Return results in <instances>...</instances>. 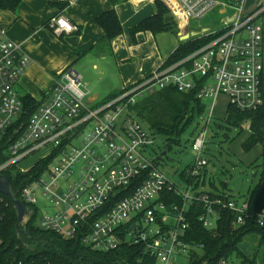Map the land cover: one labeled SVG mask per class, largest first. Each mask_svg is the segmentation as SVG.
<instances>
[{
  "label": "built area",
  "instance_id": "built-area-1",
  "mask_svg": "<svg viewBox=\"0 0 264 264\" xmlns=\"http://www.w3.org/2000/svg\"><path fill=\"white\" fill-rule=\"evenodd\" d=\"M164 1L173 11L181 37L192 22L200 24L215 12L224 17L216 28H198L186 37H212L203 47L176 63H163L146 79L97 106L88 104L89 91L75 70L60 73L50 95L38 99L41 106L9 146L0 175L12 166L27 173L59 150L49 169L22 191L23 202L38 211L39 229L67 240L79 237L84 247L100 253L138 245L142 251L137 264H195L204 254L200 245L187 240L189 211H199L201 225L214 231L222 212L228 210L233 214L231 227L240 229L249 220L250 194L240 200L227 191L226 196L232 197L225 200L219 194L211 197L208 186L196 187L179 177L172 180L157 158L163 140L131 108L167 88L196 92L206 112L188 138L191 158L184 170L200 182L205 174L209 179L213 175L209 138L216 127L219 98L242 112L257 111L264 104V2L246 16L243 2ZM61 18L73 26L72 32L77 30L62 16L52 18L48 26L57 32ZM30 64L21 46L0 28V141L20 117L22 102L16 88ZM42 151L46 153L32 167L20 165ZM166 192L180 197L182 204L168 202ZM3 203L0 197V221L5 217ZM256 223L264 229V206ZM218 264L248 263L233 254Z\"/></svg>",
  "mask_w": 264,
  "mask_h": 264
},
{
  "label": "trees",
  "instance_id": "trees-1",
  "mask_svg": "<svg viewBox=\"0 0 264 264\" xmlns=\"http://www.w3.org/2000/svg\"><path fill=\"white\" fill-rule=\"evenodd\" d=\"M21 2L22 0H0V9L16 11ZM155 4L157 14L145 19L131 29L130 33L134 42V37L138 32L150 31L153 34L175 32L173 28H176V23L169 10L159 1H156ZM65 5L63 4V6ZM96 22L105 31L102 41L104 44L110 45L115 38L123 33L121 23L114 10L98 17ZM211 38H192L185 42H180L178 47L164 62V65H170L186 58L203 47ZM261 90L264 99V83ZM123 91L108 96L103 102L116 98ZM42 95L48 96L47 93ZM20 99L22 102L20 117L5 132L3 139L0 141V165L8 160L7 150L9 146L24 132L31 117L41 106V102L28 94L21 96ZM131 110L154 136L163 140V148L157 156L162 161L166 158L164 152L168 155L175 147L180 146L183 140L189 142V136L199 125V119L206 112V105L197 99L196 92L182 93L175 88H167L143 97ZM223 121L225 125L219 124L217 127L220 131L230 130L228 128L232 127H241L247 123L250 135L241 144L243 151L250 152L257 146L261 147L262 150L260 180L249 192V220L244 227L233 229L231 227L233 214L228 210H224L217 229L208 231L204 229L198 220L200 212L190 210L188 213L190 227L187 240L190 243L194 242L200 245L203 249L204 255L201 262H196L195 264H202L203 262L218 264L221 259L233 254L243 257L244 263L258 264V257L262 256L264 259V229L260 228L256 223V215L264 206V104L254 112H242L229 105ZM193 127L194 129L188 133ZM224 136H226V133ZM67 142L65 141V144ZM58 153L59 150L53 152L46 159L40 160L27 173L20 172L14 166L4 171L3 176L9 181L10 191L15 200L23 202L22 191L24 187L34 179L42 176L49 169ZM210 161L211 158L209 159ZM184 169H187V166ZM221 173L225 174V171L222 169ZM179 178L187 184H195L196 187L208 186L209 184L211 191L208 194L211 197L216 194H219L225 200L232 197L226 196V192L229 191L226 182L220 181L221 189L217 187L215 175L208 176L209 179H207L205 174L204 180L200 182L198 179L186 176L185 170H183ZM0 197L4 200L3 209L5 215L3 220L0 221V264L138 263V256H140L142 251L138 245L124 244L110 253H100L84 247L79 237L67 240L58 234L42 231L37 227L39 218L37 209L24 202L27 216L17 228V209L9 197L3 194H0ZM166 199L170 203L182 204L181 198L177 197L173 192H166ZM251 237L258 241L253 257H251L250 250L245 254L239 248L245 242L250 245L248 239ZM262 262L264 263V260Z\"/></svg>",
  "mask_w": 264,
  "mask_h": 264
},
{
  "label": "crops",
  "instance_id": "crops-1",
  "mask_svg": "<svg viewBox=\"0 0 264 264\" xmlns=\"http://www.w3.org/2000/svg\"><path fill=\"white\" fill-rule=\"evenodd\" d=\"M156 1L169 10L176 23L172 9L164 0H22L16 11L0 9V28L6 29L9 38L31 59L17 91L36 100L43 93L49 96L58 75L73 69L89 91L88 104L97 106L108 96L146 79L163 65L180 42L187 41L186 37L197 31L189 27L187 32L181 31V37L176 23L177 34L138 32L134 42L131 29L157 14ZM222 1L243 2L246 16L264 2ZM112 10L117 13L123 33L107 45L102 42L105 31L96 19ZM227 15L231 16L232 11ZM59 16L67 18L77 30L57 33L51 29L49 21ZM215 16L217 21L213 24H199L197 28H216L224 16L217 12Z\"/></svg>",
  "mask_w": 264,
  "mask_h": 264
},
{
  "label": "rangeland",
  "instance_id": "rangeland-1",
  "mask_svg": "<svg viewBox=\"0 0 264 264\" xmlns=\"http://www.w3.org/2000/svg\"><path fill=\"white\" fill-rule=\"evenodd\" d=\"M214 20V21H213ZM217 21L215 13H212L210 17L203 19L200 22L201 26H207L213 24ZM198 23L192 22L190 27L192 29L198 30ZM174 29V34H177L176 28ZM185 28L184 31H188ZM166 33V32H164ZM168 33V32H167ZM20 95L21 93L17 91ZM226 101L224 97H220L218 100V106L216 109V127L213 132L210 133L209 146L212 147V153L209 154L211 158V165L209 166V172L215 175L217 179V187L221 189L220 181L226 182L229 188V193L236 196L241 200L248 195L251 188H253L259 180L261 174V163H262V150L261 147L257 146L250 152L243 151L241 144L250 135V131L247 123L237 128H228L230 130L217 129L219 124H224L223 119L225 118ZM194 127L188 132L190 133ZM226 133V136L224 134ZM188 135V134H187ZM234 139V140H233ZM80 139H77L74 143H77ZM233 140V141H232ZM46 152L42 151L31 156L26 162L20 165L25 169L32 167L39 158ZM160 163L162 164L163 170L169 175V177L177 182L180 173L184 170V167L189 163L191 158V151L187 141L181 143L180 146L175 147L171 153L167 155ZM225 171V174L221 173V170ZM218 175V176H217ZM209 188V184L207 189ZM250 245L248 250H250L251 257H253V252L257 248L258 241L251 237L248 239ZM264 249V247H263ZM258 262L264 260L262 256L258 257ZM264 264V263H263Z\"/></svg>",
  "mask_w": 264,
  "mask_h": 264
},
{
  "label": "water",
  "instance_id": "water-1",
  "mask_svg": "<svg viewBox=\"0 0 264 264\" xmlns=\"http://www.w3.org/2000/svg\"><path fill=\"white\" fill-rule=\"evenodd\" d=\"M0 194H3L5 196L9 197L11 199L13 205L17 209V213H18L17 228H18L19 224H21L27 216L26 208H25V205L23 204L22 201L15 200L13 198V194L10 191L9 181L3 175H0ZM248 247H249V243L245 242V243L241 244L239 248L243 253L247 254L248 253Z\"/></svg>",
  "mask_w": 264,
  "mask_h": 264
},
{
  "label": "clouds",
  "instance_id": "clouds-1",
  "mask_svg": "<svg viewBox=\"0 0 264 264\" xmlns=\"http://www.w3.org/2000/svg\"><path fill=\"white\" fill-rule=\"evenodd\" d=\"M59 27L57 28V32L59 33L60 31H67V32H72L74 30L73 26L66 21L65 19L61 18L59 21Z\"/></svg>",
  "mask_w": 264,
  "mask_h": 264
}]
</instances>
